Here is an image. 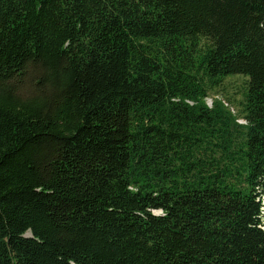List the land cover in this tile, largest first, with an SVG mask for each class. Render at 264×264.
I'll return each mask as SVG.
<instances>
[{"label":"trees","instance_id":"obj_1","mask_svg":"<svg viewBox=\"0 0 264 264\" xmlns=\"http://www.w3.org/2000/svg\"><path fill=\"white\" fill-rule=\"evenodd\" d=\"M263 199L264 0H0V264H264Z\"/></svg>","mask_w":264,"mask_h":264},{"label":"rangeland","instance_id":"obj_2","mask_svg":"<svg viewBox=\"0 0 264 264\" xmlns=\"http://www.w3.org/2000/svg\"><path fill=\"white\" fill-rule=\"evenodd\" d=\"M242 94H243L242 77L234 76V77L226 78L223 81L218 96L219 98H223V99L225 98V100L229 99L231 101L230 102L231 111L237 113L239 110L238 100L242 97ZM211 101H212L211 98L206 99V103L208 105H211ZM237 121L239 123H245V120L242 118H239ZM262 201L264 204V199ZM262 220L264 226V208H263Z\"/></svg>","mask_w":264,"mask_h":264},{"label":"built area","instance_id":"obj_3","mask_svg":"<svg viewBox=\"0 0 264 264\" xmlns=\"http://www.w3.org/2000/svg\"><path fill=\"white\" fill-rule=\"evenodd\" d=\"M262 214H263V209H262ZM263 216V215H262ZM262 228L264 229V226H263V220H262Z\"/></svg>","mask_w":264,"mask_h":264}]
</instances>
